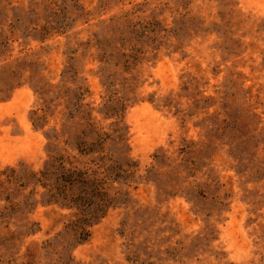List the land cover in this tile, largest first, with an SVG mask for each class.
<instances>
[{"label": "rangeland", "instance_id": "rangeland-1", "mask_svg": "<svg viewBox=\"0 0 264 264\" xmlns=\"http://www.w3.org/2000/svg\"><path fill=\"white\" fill-rule=\"evenodd\" d=\"M57 156L113 201L83 243ZM0 264H264V0H0Z\"/></svg>", "mask_w": 264, "mask_h": 264}, {"label": "trees", "instance_id": "trees-1", "mask_svg": "<svg viewBox=\"0 0 264 264\" xmlns=\"http://www.w3.org/2000/svg\"><path fill=\"white\" fill-rule=\"evenodd\" d=\"M15 63V66L20 68L22 61L17 60ZM12 65L10 64L6 69L15 74ZM43 119L45 118H36L33 121L35 128H40L38 124ZM86 120L91 122L89 117ZM86 132H89L91 137H87ZM81 135L84 139L80 145H77V149L83 156L97 155L96 159L93 160V164L96 166H106L103 161L108 160L111 162L112 160L113 155L106 153L104 147L108 139L117 142L120 147L125 146L123 136L119 135L114 139H110L106 134L97 132L94 123H86L85 130L81 131ZM48 139L51 138L48 137ZM65 159V156L52 157L42 172H31L28 175L34 180L35 186L41 183L46 195L51 198V202L60 204L74 213L75 221L72 222L69 229L76 239L83 243L90 238L91 228L106 217L108 211L114 207L113 201L107 196L104 187L107 182L106 178L101 177L102 172L96 169L83 171L76 167H67ZM97 169H101V167ZM108 171L117 172L116 177H119L121 172L119 165L108 167L106 172Z\"/></svg>", "mask_w": 264, "mask_h": 264}]
</instances>
